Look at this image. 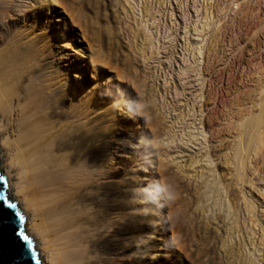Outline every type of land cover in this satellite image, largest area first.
Listing matches in <instances>:
<instances>
[{"label": "rangeland", "instance_id": "obj_1", "mask_svg": "<svg viewBox=\"0 0 264 264\" xmlns=\"http://www.w3.org/2000/svg\"><path fill=\"white\" fill-rule=\"evenodd\" d=\"M10 2L41 34L55 22L69 100L99 120L104 167L131 204L118 245L134 237V264H264V160H231L239 118L264 96V0Z\"/></svg>", "mask_w": 264, "mask_h": 264}, {"label": "bare ground", "instance_id": "obj_2", "mask_svg": "<svg viewBox=\"0 0 264 264\" xmlns=\"http://www.w3.org/2000/svg\"><path fill=\"white\" fill-rule=\"evenodd\" d=\"M17 10L0 0V172L27 217L26 234L40 264H134V237L126 238L127 247L118 245L119 227L125 222L131 232L134 221L130 202L120 201L121 186L104 167L100 122L86 101L69 100L55 37L45 40L37 22L27 27L7 16ZM256 106L257 113L237 124L231 160L238 170L250 159L264 160V96Z\"/></svg>", "mask_w": 264, "mask_h": 264}, {"label": "water", "instance_id": "obj_3", "mask_svg": "<svg viewBox=\"0 0 264 264\" xmlns=\"http://www.w3.org/2000/svg\"><path fill=\"white\" fill-rule=\"evenodd\" d=\"M0 183L3 184L0 187V201H3V208H0V264H40L32 243L25 246L23 238H18L20 233L26 235L23 215L17 207H9L14 203L7 201L5 178Z\"/></svg>", "mask_w": 264, "mask_h": 264}, {"label": "snow or ice", "instance_id": "obj_4", "mask_svg": "<svg viewBox=\"0 0 264 264\" xmlns=\"http://www.w3.org/2000/svg\"><path fill=\"white\" fill-rule=\"evenodd\" d=\"M55 22L53 21L50 25L48 24H45L43 25V29H44V32H43V36L42 38L45 39V40H48V39H54V31H55ZM57 43L61 44V46H63V44L67 43V41H57ZM65 51H71L70 47L69 48H66ZM105 102L108 103V104H111V99L110 98H104ZM4 180L3 176H0V182H2ZM3 184L0 183V187H2ZM10 208H15L16 205H9ZM0 208H3V201H0ZM22 219V217H21ZM15 231V230H14ZM19 237H22L23 238V241L25 242V246L31 244V240L28 236L24 235L23 233H20L18 238Z\"/></svg>", "mask_w": 264, "mask_h": 264}]
</instances>
